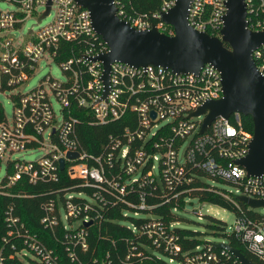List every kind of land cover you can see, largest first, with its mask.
I'll return each instance as SVG.
<instances>
[{
    "label": "built area",
    "instance_id": "obj_1",
    "mask_svg": "<svg viewBox=\"0 0 264 264\" xmlns=\"http://www.w3.org/2000/svg\"><path fill=\"white\" fill-rule=\"evenodd\" d=\"M1 1L13 8H0V95L7 93L12 102V115L7 117L0 101V169L3 166L5 172L0 179V194L10 195L9 189L22 177L30 184L55 183L61 173L77 179L80 187L90 188V193L72 188L54 191L55 199L41 206L40 223L54 236L63 234L60 242L70 244L66 249L71 261L75 257L69 246L86 251L88 227L96 224L101 210L119 205L124 217L149 216L139 224L129 223L131 236L123 239L126 253L123 258L118 257L122 264H131L133 243L148 250L149 257L154 255L166 264H226L224 256L231 255L225 249L215 248L210 241L185 249L176 227L178 222L168 223L154 214L161 207L175 213L184 210L193 199L200 201L190 196L188 186L195 180L194 171L200 170L210 176L211 183L232 182L223 185L232 187L234 192L218 189L233 205L230 211L234 220L228 234L235 236L257 262L264 263V215L261 219L249 216L241 206L243 202L237 200L239 195L264 199V173L248 176L236 164L248 152L252 131L244 127L239 113H233L228 118H214L200 132L205 114L191 115L205 101L222 97L219 70L207 63L197 73H175L151 64L134 67L114 61L104 97L103 64L95 58L108 48L95 33L86 8L75 0H51L50 4L49 0ZM226 1L191 0L188 24L221 38ZM244 2L246 27L262 31L264 0ZM175 3L176 0H160L156 8L140 11L133 0H114L116 14L134 28L155 26L170 36L174 29L162 21L161 15ZM47 7L48 13L43 15ZM51 15V20L36 31L14 34L26 19L37 16L41 21ZM251 56L264 75V44L255 48ZM41 61L58 64L64 79L48 74L34 87L25 89ZM52 98L59 105L57 111ZM75 111L78 112L74 114ZM119 120L125 122L124 128L110 134L97 152L82 147L78 125H104ZM35 148L43 151L38 159L13 157ZM68 152L78 155L69 157ZM60 160L64 162L62 170ZM11 210L9 207L6 218L7 236L21 239L39 264H59L58 256L29 234ZM194 212L202 216L197 210ZM139 238H146L148 244ZM3 240L6 242L7 238ZM136 255L141 256L142 252Z\"/></svg>",
    "mask_w": 264,
    "mask_h": 264
},
{
    "label": "water",
    "instance_id": "obj_2",
    "mask_svg": "<svg viewBox=\"0 0 264 264\" xmlns=\"http://www.w3.org/2000/svg\"><path fill=\"white\" fill-rule=\"evenodd\" d=\"M75 1L90 12L93 29L108 48L106 53L95 58L103 64L104 97L108 92L110 64L114 61L134 67L151 64L175 73H197L204 64H211L221 73L222 97L205 101L191 115L205 114L200 132L218 116L228 118L233 113L250 116L253 130L248 152L236 160V164L243 167L248 176L257 177L264 173V75L257 70L251 56L255 48L264 44V29L256 32L246 27L244 0L226 1L221 38L188 24L187 11L191 0H176L168 12L162 13V21L174 29L172 36L160 32L155 26L145 30L134 28L116 14L114 0ZM48 10L49 7L43 15ZM67 155L76 157L78 153L68 152ZM59 166L62 170L63 160ZM237 200L251 209L264 208V199L239 195ZM212 245L225 249L239 264H260L229 243L212 242Z\"/></svg>",
    "mask_w": 264,
    "mask_h": 264
},
{
    "label": "trees",
    "instance_id": "obj_3",
    "mask_svg": "<svg viewBox=\"0 0 264 264\" xmlns=\"http://www.w3.org/2000/svg\"><path fill=\"white\" fill-rule=\"evenodd\" d=\"M133 3L137 9L145 11L159 6L160 0H133ZM77 112L75 111L74 114ZM240 117L244 127L251 132L253 130L251 117L244 115H240ZM124 126L125 122L123 120L104 125H89L83 122L77 126L78 138L86 151L95 153L99 150L101 144L107 142V137L110 134L121 132ZM194 172L196 174L195 180L188 185L191 187V197H197L201 202L218 205L228 210L233 209L232 203L218 192V189L223 188V184L228 183L229 185L232 182L214 180L218 184L209 183L210 176L200 170H195ZM78 183L77 179H70L64 173H61V179L55 183L30 184L22 177L9 189L10 195L0 194V264H26V260L35 261L36 264H39L37 260L28 254V248L22 243L21 239L7 236L8 227L6 218L9 207L12 208V216L19 218L29 234L35 235L45 245L46 249L52 250V254L58 256L57 263L102 264L104 262L105 264H122L118 257L123 258L126 253L127 247L123 239L131 236L130 230H128L129 223L133 221L139 224L141 220L149 218V216L133 217L129 215L128 217H124L121 211L122 207L119 205L113 209L101 210L99 212L100 218L97 219L96 224L88 227L87 250L83 251L79 246H69L74 252L75 261H71L69 257L70 251L66 249V246L70 244L66 242L62 244L60 242L62 241L63 234L57 233L54 236L40 223V219L43 216L41 206L45 201L55 199L56 195L54 191L72 188V190H81L86 193L91 192L90 188L80 187ZM241 206L245 208L249 216L262 218L261 214L255 212V210L248 209L244 203H241ZM154 214L160 216V218H163L168 223L172 221L178 222L176 214L168 212L167 207L157 209ZM205 217L208 220L207 226L212 233L225 236L231 246L240 249L247 257L257 261V258L249 253L235 236L226 233L224 221L210 215H206ZM178 234L185 249L193 248L201 242L197 239L196 232L179 229ZM5 237L7 238L6 242L3 240ZM113 240L115 245L112 242ZM139 240L142 243L148 244L146 238H139ZM133 245L130 246V248L134 247L132 251L134 255L130 260L131 264H166L163 259H159L154 255L149 257L151 253L140 247L139 244L133 243ZM138 252H142V255L137 256ZM224 261L226 264H237L236 260L229 255L224 256ZM259 263L264 264L262 262Z\"/></svg>",
    "mask_w": 264,
    "mask_h": 264
},
{
    "label": "rangeland",
    "instance_id": "obj_4",
    "mask_svg": "<svg viewBox=\"0 0 264 264\" xmlns=\"http://www.w3.org/2000/svg\"><path fill=\"white\" fill-rule=\"evenodd\" d=\"M0 8L1 9H12L13 6L11 4H8L6 2H3L0 0ZM52 18V15L44 18L43 20L39 21V18L37 16H32L23 23L21 29L14 34L16 36L19 35H27L30 30L36 31L38 27L45 25L48 23ZM51 75L54 78H57L59 80L64 79V75L58 66V64L51 62L47 63L45 61H41L39 63V66L36 68L34 74L27 80V84L24 87L25 89H30L37 85L40 79L45 77L46 75ZM1 76V72H0ZM8 94L5 93L3 95H0V101L3 105L4 112L7 117H11L12 115V102L10 98L7 96ZM52 106L54 110H58L59 105L56 102L55 99L52 98ZM43 151L40 148H35L31 150H27L24 153H17L14 154V158H24L26 160H35L42 156ZM4 167L2 166L0 169V179L4 176ZM209 183L210 180H208ZM214 184H218L214 182ZM223 188H226V190H230L231 192H234L232 190L233 188L227 185H223ZM197 210L202 216H198L194 211ZM255 212L264 215V208H256ZM60 213L63 219L64 216V210L61 208ZM176 216L178 217V223L176 225L177 228L182 230H190L193 232H196L197 239L201 242L210 241V242H221L223 240H226V237L220 234H214L212 231L208 228V220L205 217L206 215H210L213 217H216L218 219H221L225 222V228L226 232L228 234L229 227H231L233 220H234V214L221 206L205 203L202 204L197 199H193L191 203L186 204V207L184 210H179L175 212ZM73 225H78V221L73 222ZM30 256L32 255L30 252L28 253ZM162 258L165 260L167 259L166 256L160 254ZM33 258L36 259V255H32ZM26 264H35L34 262L26 260Z\"/></svg>",
    "mask_w": 264,
    "mask_h": 264
}]
</instances>
